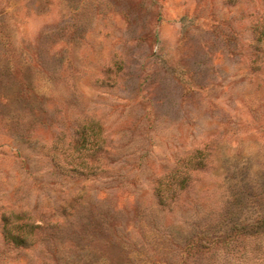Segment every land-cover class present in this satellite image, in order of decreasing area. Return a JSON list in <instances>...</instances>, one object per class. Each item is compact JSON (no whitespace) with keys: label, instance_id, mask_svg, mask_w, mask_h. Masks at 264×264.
Here are the masks:
<instances>
[{"label":"rangeland","instance_id":"374dc122","mask_svg":"<svg viewBox=\"0 0 264 264\" xmlns=\"http://www.w3.org/2000/svg\"><path fill=\"white\" fill-rule=\"evenodd\" d=\"M263 15L264 0H0V264H264ZM85 126L94 175H64L53 147L80 164ZM177 172L189 183L164 207Z\"/></svg>","mask_w":264,"mask_h":264},{"label":"trees","instance_id":"16d2710c","mask_svg":"<svg viewBox=\"0 0 264 264\" xmlns=\"http://www.w3.org/2000/svg\"><path fill=\"white\" fill-rule=\"evenodd\" d=\"M254 33H255V50L258 53V56L264 57V15L261 16L255 26H254ZM80 141L77 145L79 148H76V151L83 154V158H79L81 163H76L77 158H74V155L71 154L73 157L72 162H67V158H71L66 156L67 151L64 150V147L61 146V143L56 144L53 147L54 154H53V162L56 168L64 175L67 176H92L94 175L93 169L89 166L88 158L96 157L94 154L97 152L98 148L100 149V140H98V135H92L91 129L89 127H84L80 132ZM183 176L179 175L178 172L169 177L167 180L160 181L157 188V197L159 202L162 206H167V203L170 199L169 189L173 186L177 185V189L184 190L188 185V179L182 178ZM5 238L6 240L17 247L26 246L28 243L27 237L21 235V233H17L15 228L6 229L5 230Z\"/></svg>","mask_w":264,"mask_h":264}]
</instances>
